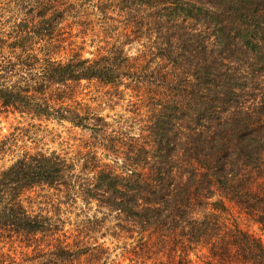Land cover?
<instances>
[{"label":"trees","instance_id":"16d2710c","mask_svg":"<svg viewBox=\"0 0 264 264\" xmlns=\"http://www.w3.org/2000/svg\"><path fill=\"white\" fill-rule=\"evenodd\" d=\"M1 8L9 18L0 22V113L88 127L126 145L73 100L80 83L122 86L140 102L152 85L162 96L169 91L151 125L158 166L136 174L124 162L127 179L92 175L83 188L107 211L98 213L113 237L130 242L128 264H193L191 256L198 264H264V242L242 227L251 222L264 235V0H0ZM132 41L142 43L130 56ZM87 42L95 59L83 58ZM193 117L199 126L188 123ZM90 120L97 124L90 128ZM71 161L25 154L0 175V233L34 240L48 227L18 198L38 184L71 180ZM10 183H18L15 191ZM104 188L111 195L100 196ZM48 228L51 235L58 229ZM58 242L35 245L33 261L109 264L110 250L97 241L84 248Z\"/></svg>","mask_w":264,"mask_h":264},{"label":"rangeland","instance_id":"374dc122","mask_svg":"<svg viewBox=\"0 0 264 264\" xmlns=\"http://www.w3.org/2000/svg\"><path fill=\"white\" fill-rule=\"evenodd\" d=\"M80 2L87 4L88 0H80ZM116 10L115 8V10L110 11L118 14ZM8 18L9 14L4 11V8H1L0 22H5ZM118 20L123 21L124 18L120 16ZM122 24L123 22L120 23L119 31ZM114 26L119 27V24L115 23ZM140 43L142 42L132 41V44L125 46V53L130 56L134 55L140 48ZM89 44L87 42L82 53L83 58L95 59L96 47L92 48ZM235 66H239L241 72L247 70L243 65ZM79 86L75 90L76 94L73 96V100L89 110L88 112L91 113L90 118H99L101 120L99 123L104 121L107 124V130L115 132L113 134L115 138L126 137L129 142L122 145L120 143L115 144L114 141H104L101 136L96 137L97 132L95 129L79 128L68 122L38 121L30 119L28 116H20L17 113H0V175L6 174L25 154L32 156L42 154L47 157L57 154L67 158L68 161L72 160L71 162H74L75 175L77 176L74 175L71 180L68 178L69 176L63 177L54 185L49 183L38 184L26 190L24 195L18 198V201L21 200V205L32 216L41 218L46 226L58 227V229H56L55 234L51 235L52 228L44 227L41 232L36 234L35 242V239L7 238L5 234L0 233V261H3V264H27L28 259H30L28 264H49L45 261H33V249L37 244H42L41 248L47 249L48 246L46 245L54 244L56 239L59 240L58 244L61 246L76 245L80 247L82 245L80 248L91 246L94 241H97L96 245L103 244L104 247L110 250L109 264L129 263L131 257L129 253H126V250H129L130 247L128 246L125 249L123 247L124 244L130 242L123 238L113 237L112 233L114 232L108 230L110 226L100 221L107 211L99 210L96 201H87L86 190H83V188H85L87 180L92 175L100 176L104 174V176H107L109 174L114 176L116 180H120L118 176L127 179L129 173L124 170V162L126 169L136 174L145 170L143 168L153 166V162H157L158 166L160 160L157 159L159 157L156 152L157 148L153 145V141L156 142L157 139L151 131V125L154 121L153 116L155 118L161 116L163 109L158 104L164 106V103L168 102L169 91L166 92L165 96H162L160 94L165 93V90H158L152 85L148 88L144 101L140 102L134 98L133 91L126 90L122 86L106 85L96 80L82 81ZM243 89L244 87L241 90ZM151 97L155 98V102L149 99ZM179 101L184 104L186 109H189L191 114L198 110V107L192 105L190 107L193 102L188 101L186 97L179 99ZM231 107L232 105L227 106L228 112L232 110ZM225 116L223 114L221 117ZM196 121L197 117H193L188 123L191 126L193 124L199 126ZM202 121L201 124H205L206 120ZM92 123L97 124L90 120L88 126L90 127ZM130 144L135 145V147L133 149L129 148ZM87 152L89 154L85 156ZM124 159L127 161H124ZM172 161L177 162L173 159ZM114 177L105 179V181H116L113 180ZM130 179H135V176ZM121 183H113V187L125 195L129 191L127 188L122 187ZM78 184L79 187H76ZM10 186L15 191L18 183H10ZM98 193L100 196L108 197L111 195L106 188ZM238 211L236 210L233 213L238 216ZM94 221H100V223ZM242 227L260 237L264 242V235L261 234L257 226L245 221ZM64 233L68 238L64 236ZM28 245L29 247H26ZM73 250L76 249L73 247ZM191 257L193 264H198L195 257ZM21 258L23 259L21 260ZM47 259L54 264L53 256H48ZM79 261L81 263L90 262L89 258L84 256L80 257Z\"/></svg>","mask_w":264,"mask_h":264}]
</instances>
